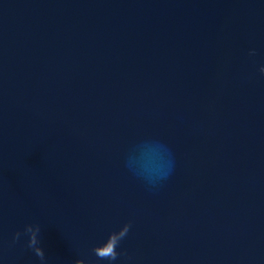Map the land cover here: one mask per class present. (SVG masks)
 I'll list each match as a JSON object with an SVG mask.
<instances>
[{"label": "water", "instance_id": "water-1", "mask_svg": "<svg viewBox=\"0 0 264 264\" xmlns=\"http://www.w3.org/2000/svg\"><path fill=\"white\" fill-rule=\"evenodd\" d=\"M262 67L264 0H0V264H264Z\"/></svg>", "mask_w": 264, "mask_h": 264}, {"label": "clouds", "instance_id": "clouds-1", "mask_svg": "<svg viewBox=\"0 0 264 264\" xmlns=\"http://www.w3.org/2000/svg\"><path fill=\"white\" fill-rule=\"evenodd\" d=\"M260 71L264 73V67H262ZM128 230H129V226L125 225L119 232L111 233L105 243L93 249L95 255L100 259H107L109 261L115 260L118 255L116 252V247L119 244L120 240L126 235ZM39 231H40L39 226H36L35 228H33V226L28 225L25 228V232L30 234V238L28 241V247L34 248L36 255L43 261L44 252L40 247L36 246L38 244L37 233ZM20 235L21 233L17 232L15 235V239H19ZM79 261H82V260H77L75 264H79ZM82 262L84 264V261Z\"/></svg>", "mask_w": 264, "mask_h": 264}]
</instances>
